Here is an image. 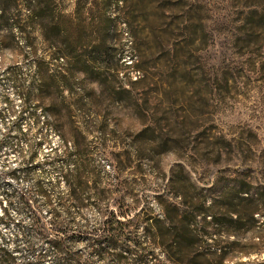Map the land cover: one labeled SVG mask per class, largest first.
<instances>
[{"label":"rangeland","instance_id":"374dc122","mask_svg":"<svg viewBox=\"0 0 264 264\" xmlns=\"http://www.w3.org/2000/svg\"><path fill=\"white\" fill-rule=\"evenodd\" d=\"M10 2L19 15L17 24L11 10L0 26V172L15 177L2 185L40 186L34 198L49 237L50 208L73 161L43 162L79 147L89 182L81 214L90 224L93 195L104 189L110 208L164 219V228L179 224L175 208L253 210L255 223L219 239L230 264L264 259V0ZM7 212L0 248L11 264H34L15 226L28 216ZM143 224L130 229L154 258L122 264H169L156 242H169L171 230L145 237ZM70 248L89 257L85 240Z\"/></svg>","mask_w":264,"mask_h":264},{"label":"trees","instance_id":"16d2710c","mask_svg":"<svg viewBox=\"0 0 264 264\" xmlns=\"http://www.w3.org/2000/svg\"><path fill=\"white\" fill-rule=\"evenodd\" d=\"M0 26L7 20V14L12 10L16 11L13 15L18 24V11L16 3L12 4L10 0H0ZM59 51H54L57 53ZM62 51H60L61 53ZM41 60L36 63L38 73H41ZM44 63V61H43ZM38 64V65H37ZM26 99L29 94L24 95ZM81 150L76 148L74 154L62 153L56 154L50 158H45V164H73L69 171L63 173V183L67 190L65 194L57 198L55 206L50 208L51 228L54 237H49L52 232H48L44 220L39 212L38 201L35 200V193L42 192L40 186L36 184L33 192L30 190L15 191L4 187L8 178H14L12 171L0 172V189L3 191L2 197L5 199V206L0 213V223L8 226L11 224V217L7 212L9 206H14L15 211L28 216L30 223L23 225L17 221L15 226L21 241L24 244V252L34 264L42 263L46 257H49L51 264H94V260L108 259L114 264H122L129 260L145 263L149 258H154V251L145 249L141 242L133 235L130 228L140 223L143 224V235L146 237L149 233L164 235L169 232L173 238L168 242L162 240L156 242V246L169 254L166 259L169 264H230L226 261L225 252L220 242L219 236L236 233L242 230L245 222L253 224L256 222L254 211L247 213L231 212L228 210L224 215L216 216L208 210L209 206L199 211H179L171 215L176 217L178 225L170 224L172 227L162 225L164 219L152 217L144 214L142 217L138 212H132V208L125 210L110 208L108 205L110 195L108 190H99L93 195L94 204L98 209V218L90 224L88 219L81 214V211L88 204L85 197V189L89 187L87 173H85V163L81 157ZM72 163V162H71ZM24 174L29 173V169H24ZM94 182L93 180H91ZM5 184V185H2ZM241 191H235V197H238ZM246 196L241 200H248ZM109 194V193H108ZM245 197V198H244ZM44 203L50 205L46 196ZM112 201H115L113 199ZM104 205V206H103ZM57 206L62 207L66 222L61 220V213ZM80 219V220H79ZM199 219V220H198ZM202 222L201 225H197ZM209 239V241L207 240ZM73 240H85L90 250L87 252L89 257L81 258L78 252L70 248V242ZM0 264H11V256L5 250L0 248ZM152 264H164L157 261ZM231 264H264V259L244 260Z\"/></svg>","mask_w":264,"mask_h":264}]
</instances>
